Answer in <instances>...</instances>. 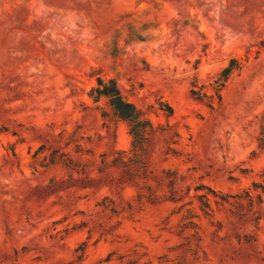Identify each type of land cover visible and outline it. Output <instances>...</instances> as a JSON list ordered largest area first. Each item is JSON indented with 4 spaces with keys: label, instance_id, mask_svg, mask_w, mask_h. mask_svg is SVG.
I'll use <instances>...</instances> for the list:
<instances>
[{
    "label": "rangeland",
    "instance_id": "obj_1",
    "mask_svg": "<svg viewBox=\"0 0 264 264\" xmlns=\"http://www.w3.org/2000/svg\"><path fill=\"white\" fill-rule=\"evenodd\" d=\"M98 77L156 132L82 189L51 153L131 149ZM0 264H264V0H0Z\"/></svg>",
    "mask_w": 264,
    "mask_h": 264
},
{
    "label": "trees",
    "instance_id": "obj_2",
    "mask_svg": "<svg viewBox=\"0 0 264 264\" xmlns=\"http://www.w3.org/2000/svg\"><path fill=\"white\" fill-rule=\"evenodd\" d=\"M236 63L235 60H231L230 65L224 68L218 78L215 80L214 91L217 95V98L220 99L219 91L223 87L224 83L229 78L233 69H238L237 66H233ZM191 95L196 99L201 101L204 97V94L195 91L194 89L190 90ZM90 97H92L94 102H98L101 99H104L106 105L109 108V111H103L102 117L111 119L115 122L121 121L126 123L128 127V133L132 137L131 149L129 155L125 151H117L116 156L111 161H106L104 155H101V161L97 168L98 176L95 179L89 176L88 172L84 167L80 170H77L74 162L69 158H56V152L51 153L47 159L50 164H56L61 161L62 165L67 168L69 171H75L80 175L79 180L82 181V184L78 185L77 188H92V183H97L101 178L107 176L106 169L113 167L116 169H121V176L123 174L138 176L139 167L144 165L142 162V152L144 151V144L149 139V136L155 134L156 129L153 127L151 122L144 117L143 112L137 108L132 102L124 98L117 86L116 82L113 79L104 80L100 77L96 79V86L93 87L90 91ZM168 114L171 115L172 110L168 108ZM41 150V148H39ZM37 150L34 153V156L37 155ZM66 156V153L61 154V157ZM59 159V160H58ZM134 171V172H133ZM130 176V177H132ZM70 179L71 175H69ZM64 181H58L55 178H51L49 182L44 185L42 188L47 190L48 193H53L58 189H65L69 186H62ZM56 187H59L56 189ZM205 196L200 195L199 198H204Z\"/></svg>",
    "mask_w": 264,
    "mask_h": 264
}]
</instances>
